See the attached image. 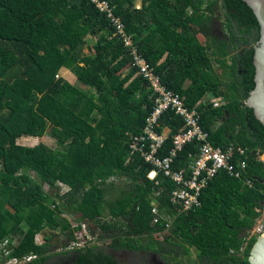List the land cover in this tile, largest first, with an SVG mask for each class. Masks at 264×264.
Wrapping results in <instances>:
<instances>
[{
    "label": "trees",
    "instance_id": "1",
    "mask_svg": "<svg viewBox=\"0 0 264 264\" xmlns=\"http://www.w3.org/2000/svg\"><path fill=\"white\" fill-rule=\"evenodd\" d=\"M134 1L107 0L134 36L139 54L188 109L208 93L224 98L219 107L199 108L200 125L213 147L233 143L245 148L233 161L245 166L237 168L239 178L219 172L201 192L200 207L178 215L167 231L163 219L152 224L153 192L160 191L159 211L170 214L168 193L174 185L158 174L155 187L146 177L151 165L140 158L128 163V137L141 133L153 102L127 49L112 37L108 19L88 0H0V243H8L7 260L35 256L27 264L47 263L53 235L40 246L35 238L48 229L74 239L63 210L46 193L60 183L68 187L64 202L79 221L117 230L116 249L173 257L194 249L192 264H249L257 237H248L264 189V162L257 158L264 153V127L245 104L254 88L256 18L242 0H140V8ZM218 9L225 17L226 37L208 27H191L198 13L212 18ZM87 36L97 37L91 55L83 53ZM209 47L216 51L221 76L212 69ZM61 68L95 94L57 77ZM160 125L172 135L183 120L167 112ZM48 126L54 128L58 150L16 144L23 137L42 138ZM163 147L161 154L171 147L169 137ZM197 152L195 142L187 144L178 155L180 164ZM110 178L129 180L130 190L107 199ZM70 264L117 263L85 246L74 251Z\"/></svg>",
    "mask_w": 264,
    "mask_h": 264
},
{
    "label": "built area",
    "instance_id": "2",
    "mask_svg": "<svg viewBox=\"0 0 264 264\" xmlns=\"http://www.w3.org/2000/svg\"><path fill=\"white\" fill-rule=\"evenodd\" d=\"M88 1L108 19L113 28L112 37H116L123 47L127 49L132 58L131 67L136 69V75H140L151 90L150 98L153 105L152 110L145 119V125L141 133L129 135L128 137V163L140 158L144 163L151 165L152 170L146 177L154 183L155 187L160 184V180L156 178L158 174L165 181L174 185V188L168 193V203L171 208L170 214L167 212L161 213L157 207L156 199L160 196V191L155 190L153 192L151 201L152 224H157L160 219H163L166 221L165 231H167L178 215L187 214L200 207L201 192L219 172L225 171L230 176L239 178L237 168L243 169L245 163L240 162L235 165L233 161L237 156L244 155L246 149L233 143L228 144L224 148L213 147L208 141L207 132L201 128L199 108L205 110L210 104H212L213 108H216L223 105L224 101L220 98L206 101L203 98L193 108L188 109L185 106L184 98L168 90L162 84L160 75L139 54L134 36L126 32L123 22L113 14V9L109 6L107 0ZM167 112H172L183 120V127L172 135H170L168 127H161L160 125L163 115ZM168 137L171 140V147L165 154H161ZM194 142L198 146L197 154L189 155V160L184 164H180L178 160L179 153L183 151L187 144ZM261 155L257 153V158L264 162V159H260ZM247 184L250 186L249 181H247ZM262 195V205L258 210L260 215L256 220L255 227L250 232L254 237L264 233V189ZM168 215L170 219L166 218ZM81 226H83L82 229L80 227L75 228L80 230L77 233V241L72 242L71 249H81L79 248L81 246L78 242L79 237L82 239L84 236L90 238L87 235L85 225ZM162 234L159 233V236L162 237ZM7 244V241L0 243V254L4 264H27L36 260L35 256H28L21 260H7L9 256Z\"/></svg>",
    "mask_w": 264,
    "mask_h": 264
},
{
    "label": "rangeland",
    "instance_id": "3",
    "mask_svg": "<svg viewBox=\"0 0 264 264\" xmlns=\"http://www.w3.org/2000/svg\"><path fill=\"white\" fill-rule=\"evenodd\" d=\"M135 8H139L141 6L140 0L134 1ZM190 25L194 30H201L203 28L209 27L211 32L216 33L220 35V33H227V28L225 26V17L223 14V11L218 10L215 17H210L206 15L205 13H198L196 16H194L191 21ZM222 29V30H221ZM97 37H86V45L83 48L84 54H93V45L96 42ZM200 42L204 45L205 40L202 37H199ZM239 52V51H238ZM208 54L211 57V63H212V69L214 73L218 76H221L223 73L222 69L218 66V64L215 62V58H217L216 51L213 47L208 48ZM227 63H230V58H227ZM220 98L221 100L225 101L222 96L216 97L213 93H208L204 99L206 101H211L212 99ZM54 131V128L51 126H48L45 133L43 134L42 138H32V137H23L16 141V144L18 146L22 147H28L32 148L35 146H38L40 144L47 146L51 150H58L59 145L57 144V141L52 137V133ZM260 159H264V154L261 155ZM131 183L129 180L125 179H118V178H110L107 181V188H106V198L107 199H114L119 196V191H129L130 190ZM69 192L68 187H66L63 184L57 183L56 187L53 190H47L46 193L56 201V203L60 206V209L63 210L61 213V217L66 219L70 225L71 228L74 229L73 233V240H68V238L65 236V234H62L59 229H56L55 231L51 230H45L40 235L36 236L35 243L37 245H43L44 244V238L50 237L53 235L51 239L52 244V251H51V258L50 260L45 264H69L71 262V259L74 256L75 249H71L72 242L77 241V233L80 229H82L85 225V228L87 230V236H84L82 239L81 237L78 238L79 244L82 247H95L96 250L102 251L104 254L112 257L117 264H192L196 260V251L194 249L190 250V253L188 256H158L150 253H144V252H135V251H127V250H121L116 249L114 246V240L117 239L120 234L117 232L116 229H114L112 226H108L106 224H93L87 221H79L78 215L71 209L67 208V205L64 202V196ZM104 219L106 221H111L109 217H107V214L104 213ZM166 218H169V215L166 216ZM121 221L125 224V228L128 227V229H131V223L130 221H127L124 218H120ZM170 219V218H169ZM126 221V222H125ZM103 225V226H102ZM76 227H80L79 230H75ZM22 230H26L25 226H22ZM254 237L253 234L249 233V237ZM14 245H16V242H13ZM69 252L66 255H63L64 252ZM0 264H4V260L0 259Z\"/></svg>",
    "mask_w": 264,
    "mask_h": 264
},
{
    "label": "water",
    "instance_id": "4",
    "mask_svg": "<svg viewBox=\"0 0 264 264\" xmlns=\"http://www.w3.org/2000/svg\"><path fill=\"white\" fill-rule=\"evenodd\" d=\"M252 11L259 26V39L253 48L254 88L250 91L246 106L253 110L255 118L264 127V0H242ZM249 264H264V233L257 237L251 250Z\"/></svg>",
    "mask_w": 264,
    "mask_h": 264
},
{
    "label": "crops",
    "instance_id": "5",
    "mask_svg": "<svg viewBox=\"0 0 264 264\" xmlns=\"http://www.w3.org/2000/svg\"><path fill=\"white\" fill-rule=\"evenodd\" d=\"M92 49H93V47H92ZM93 52H94V50H93ZM57 77L62 78L63 80L68 82L70 85H72L73 87L77 88L78 90H80L81 92H83L87 95L95 94L93 89L86 86L82 82L78 81L77 78L75 77V75L73 73H71L69 70H67L66 68H61L58 72Z\"/></svg>",
    "mask_w": 264,
    "mask_h": 264
},
{
    "label": "flooded vegetation",
    "instance_id": "6",
    "mask_svg": "<svg viewBox=\"0 0 264 264\" xmlns=\"http://www.w3.org/2000/svg\"><path fill=\"white\" fill-rule=\"evenodd\" d=\"M218 10H220V9H218ZM218 12V11H217ZM217 12H216V14H217ZM207 15V14H206ZM209 28V27H208ZM210 30V29H209ZM213 33V32H212ZM213 34H216V33H213ZM216 35H218V34H216ZM218 36H221V37H226V34L224 33H220V35H218ZM258 42V41H257ZM257 42H256V44H257ZM255 46V45H254ZM254 46H253V48H254ZM139 252H143V251H139ZM144 253H150V254H154V255H158V256H162V255H159V254H155V253H152V252H144ZM113 259V258H112ZM70 264V263H69Z\"/></svg>",
    "mask_w": 264,
    "mask_h": 264
}]
</instances>
